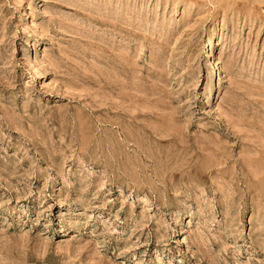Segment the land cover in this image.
Instances as JSON below:
<instances>
[{
  "label": "rangeland",
  "instance_id": "obj_1",
  "mask_svg": "<svg viewBox=\"0 0 264 264\" xmlns=\"http://www.w3.org/2000/svg\"><path fill=\"white\" fill-rule=\"evenodd\" d=\"M0 264H264V0H0Z\"/></svg>",
  "mask_w": 264,
  "mask_h": 264
},
{
  "label": "bare ground",
  "instance_id": "obj_2",
  "mask_svg": "<svg viewBox=\"0 0 264 264\" xmlns=\"http://www.w3.org/2000/svg\"><path fill=\"white\" fill-rule=\"evenodd\" d=\"M219 68V67H218Z\"/></svg>",
  "mask_w": 264,
  "mask_h": 264
}]
</instances>
